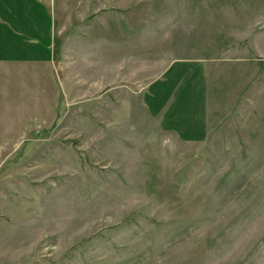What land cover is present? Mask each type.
<instances>
[{"label":"rangeland","instance_id":"1","mask_svg":"<svg viewBox=\"0 0 264 264\" xmlns=\"http://www.w3.org/2000/svg\"><path fill=\"white\" fill-rule=\"evenodd\" d=\"M31 1L45 47L0 29V264H264V0Z\"/></svg>","mask_w":264,"mask_h":264},{"label":"crops","instance_id":"2","mask_svg":"<svg viewBox=\"0 0 264 264\" xmlns=\"http://www.w3.org/2000/svg\"><path fill=\"white\" fill-rule=\"evenodd\" d=\"M33 3L34 1L32 2L31 0H6L7 11H3L2 15H0V23L5 26L0 24V29L1 31L3 29H7L9 34L13 33L17 35L19 37V41L23 42L27 46H30L33 43L37 45L36 42H40L41 46L45 47L49 38L45 36V31L43 33L40 32L48 28L50 19L38 4L39 10L35 9ZM0 39H3L1 35ZM0 50L4 52L6 51L7 53L9 52V54L5 52L8 59L10 58L19 62H24L26 58L24 46L22 44L16 46L8 41L4 44L1 43ZM205 115L206 114H199L198 117L202 116L200 122L197 121L198 117L196 115L193 116V120L191 122L194 125L197 123L195 126H198H194L195 133L196 130H202L205 123ZM191 132H193L192 129Z\"/></svg>","mask_w":264,"mask_h":264}]
</instances>
